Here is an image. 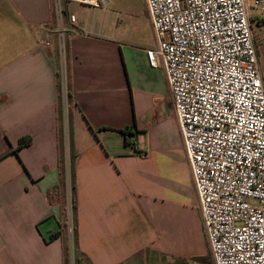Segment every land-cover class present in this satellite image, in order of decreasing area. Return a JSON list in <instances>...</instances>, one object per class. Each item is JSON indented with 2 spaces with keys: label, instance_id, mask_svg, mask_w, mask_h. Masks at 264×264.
<instances>
[{
  "label": "crops",
  "instance_id": "crops-1",
  "mask_svg": "<svg viewBox=\"0 0 264 264\" xmlns=\"http://www.w3.org/2000/svg\"><path fill=\"white\" fill-rule=\"evenodd\" d=\"M60 1L64 25L74 15L83 34H66L77 258L148 264V254H169L165 211L177 196L187 194L200 213L165 73L148 62L151 21L143 43L123 44L107 7ZM246 1L257 22L256 0ZM56 2L0 0V264H67L71 182L59 43L51 34L43 46L39 29L55 27ZM72 4L82 7L80 17ZM134 126L127 144L121 131ZM22 140L30 144L18 149Z\"/></svg>",
  "mask_w": 264,
  "mask_h": 264
},
{
  "label": "built area",
  "instance_id": "built-area-1",
  "mask_svg": "<svg viewBox=\"0 0 264 264\" xmlns=\"http://www.w3.org/2000/svg\"><path fill=\"white\" fill-rule=\"evenodd\" d=\"M145 3L155 36L148 62L166 76L213 264H264V79L250 6L246 0ZM253 8L262 26L264 0ZM39 29L43 46H51L49 36L56 34L63 51L67 33L83 35L74 15L64 25L60 0L55 27ZM70 219L72 198L66 224L71 239Z\"/></svg>",
  "mask_w": 264,
  "mask_h": 264
},
{
  "label": "rangeland",
  "instance_id": "rangeland-1",
  "mask_svg": "<svg viewBox=\"0 0 264 264\" xmlns=\"http://www.w3.org/2000/svg\"><path fill=\"white\" fill-rule=\"evenodd\" d=\"M75 4H72V8L76 15L80 17L83 9L80 5ZM108 5L106 6L109 12L108 16L111 18L119 38H121V43L131 44L133 41H141L143 43L147 38V30L149 31L150 28V19L147 17L145 0H110V4ZM256 14L257 12H252L253 16ZM252 27L259 54L260 72L264 79V24L259 27L255 21L252 23ZM57 43H59L58 39ZM65 52L66 49L63 51L58 46V57L60 60L59 113L63 135L65 134L70 150L68 156L69 164H67V170L70 172V162L72 161L70 129L72 103L67 65L68 56L67 52ZM166 124L169 123L167 122ZM138 143L141 147H145L148 144V138L139 136ZM174 201L176 203L175 207L165 209L168 234L165 236L163 246L169 254L165 252H160L158 256L148 254V264H213L207 234L199 210L188 201L187 194H182V197L177 196ZM70 223L74 228V233L73 237H71L72 242L69 245L67 264H72L70 262V256L73 255L72 257L75 261L77 257L74 216L72 221L70 219ZM70 252L72 253L70 254Z\"/></svg>",
  "mask_w": 264,
  "mask_h": 264
},
{
  "label": "trees",
  "instance_id": "trees-1",
  "mask_svg": "<svg viewBox=\"0 0 264 264\" xmlns=\"http://www.w3.org/2000/svg\"><path fill=\"white\" fill-rule=\"evenodd\" d=\"M71 97V94H70ZM135 128H129L128 130H123L121 131L122 134H124L125 136V140L127 144L131 143V138L130 135H132L130 129ZM30 144L29 141L27 140H22L20 141V144L18 146V149H21L23 147H27ZM72 148V145H71ZM72 152V161L70 162V172L67 170V166H66V170L67 172L70 173V180H71V198H72V211H73V216H74V222H75V218H76V213H77V195H76V182H75V163H74V157H73V151L71 149ZM66 164V163H65ZM65 170V168H64ZM66 172V171H65ZM75 232H76V225H75ZM76 264H83L81 258H77L76 257Z\"/></svg>",
  "mask_w": 264,
  "mask_h": 264
}]
</instances>
